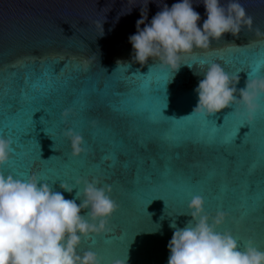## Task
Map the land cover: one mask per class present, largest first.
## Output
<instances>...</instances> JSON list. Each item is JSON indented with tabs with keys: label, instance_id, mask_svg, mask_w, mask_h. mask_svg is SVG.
Wrapping results in <instances>:
<instances>
[{
	"label": "water",
	"instance_id": "1",
	"mask_svg": "<svg viewBox=\"0 0 264 264\" xmlns=\"http://www.w3.org/2000/svg\"><path fill=\"white\" fill-rule=\"evenodd\" d=\"M177 2L180 0H0V75L7 77L15 72L23 76L34 67L44 66L57 72L52 120L41 123V117L51 119L41 109L33 114L34 129L22 137V141L34 139L41 159L33 167L28 151L16 145L11 129L22 127L23 121H0V135L11 137L16 149L13 159L0 166V170L24 178L39 174L53 191L73 199L83 184L69 193L60 187L63 180L49 179L56 174V162L63 163L66 158L70 165L68 172L81 169L83 165L85 169L75 175L89 181L96 177L100 180L99 186H110L108 194L119 205L109 220L111 231L84 238L79 249L97 252L103 264H111L112 260L127 254V264H167L170 255L167 245L174 232L169 224L175 220L178 227L185 226L191 216L178 213L188 211V202L194 195L204 198L206 213L214 216L217 211H224L228 214L217 231L228 229L241 246L251 239L257 248L264 250V222L258 218V213L243 217L245 209L240 191H233L238 188L242 175L234 172L235 161L225 165L219 148L185 142L182 147L173 149L158 139L165 132L176 137L191 135L194 125L208 129L214 123L210 120L219 127L225 116L237 109L232 105L210 115L194 113L198 102L195 89L208 64L218 63L219 58L228 66L225 71L239 76L237 89L245 87L253 63L252 53L264 42V0H239L246 13L253 17L252 29L243 27L238 36L225 33L206 50L194 48L182 57L178 70L161 65L156 58H149L144 65L133 62L129 36L136 33L137 21L144 17L145 23H149L165 4L171 7ZM191 2L200 14L198 26L202 27L207 18L203 0ZM220 2L226 6L229 0ZM245 51L248 59L245 69L239 71L238 63H227L241 57ZM220 64L224 67L222 62ZM139 71L142 74L149 71L147 79L160 85L154 90L158 98L149 104L153 119L172 121L173 127L167 123L150 124L144 115L136 114L131 102L126 112H114L109 104L117 103L116 98L93 91L97 85L103 88L117 77ZM252 75L264 76V72ZM82 90H87L83 98L88 102L83 112L78 103ZM259 102L262 107L255 114L252 130L250 125H243L247 115L242 106L225 118V127L233 132L243 125L236 143H241L250 131L247 135L258 145H264V96ZM64 109L71 110L66 119L61 116ZM68 127L84 136L83 147L90 149L87 155L71 156L70 142L63 136V130ZM97 128L110 130L126 146L127 155L121 159L126 158L128 165L118 164L107 176L87 170V166L99 161L102 155L103 141L93 138ZM139 140L144 141V148L140 147ZM176 153H179L178 159ZM239 157L246 169L252 155L242 150ZM166 166L173 170L169 177L173 181L195 177L203 183L183 189L168 183L145 188L144 177L158 178L164 174ZM212 173L215 174L210 176ZM259 175L257 170L256 176ZM221 183L228 186V191L219 199ZM69 184L75 185L71 176ZM76 202L79 204L81 200ZM88 211L82 209L81 215L87 217Z\"/></svg>",
	"mask_w": 264,
	"mask_h": 264
},
{
	"label": "clouds",
	"instance_id": "2",
	"mask_svg": "<svg viewBox=\"0 0 264 264\" xmlns=\"http://www.w3.org/2000/svg\"><path fill=\"white\" fill-rule=\"evenodd\" d=\"M203 4L207 18L202 27L191 0H180L171 7L165 4L149 23L144 17L138 20L136 33L129 36L133 62L144 65L149 58H156L161 65L178 70L182 57L194 48L206 50L225 33L238 36L243 27L252 29L253 17L239 0H229L226 6L220 0H203ZM238 82L239 76L225 71L221 64H208L195 89L198 102L193 112L210 115L232 105L237 109L242 106L247 121L253 122L262 107L259 101L264 96V76L249 74L241 89L236 87ZM70 112L64 109L61 116L66 119ZM63 136L70 142L71 156L86 152L81 133L68 127ZM13 143L11 137L0 135V166L13 159ZM80 184L83 188L75 197L66 199L39 174L24 178L0 170V264H103L97 252H81L80 245L84 238L111 231L109 220L119 205L108 194L110 186H99L96 177L91 181L80 177L75 185L63 182L60 187L71 193ZM204 203L202 196L194 195L188 211L178 213L191 216L185 226L170 222L174 232L167 245V264H264V250L251 239L241 246L230 230L217 231L228 214L206 213ZM82 209H89L87 217L81 215ZM127 260L128 254L111 264H127Z\"/></svg>",
	"mask_w": 264,
	"mask_h": 264
},
{
	"label": "snow or ice",
	"instance_id": "3",
	"mask_svg": "<svg viewBox=\"0 0 264 264\" xmlns=\"http://www.w3.org/2000/svg\"><path fill=\"white\" fill-rule=\"evenodd\" d=\"M253 63L250 66L251 71L248 73L257 74L258 72H264V42H260V48L258 51L252 53ZM223 63L224 69L228 70V66L223 58H219L217 61ZM238 63L240 70L245 69V65L248 64L247 52H243V55L239 58H233L230 63ZM203 63V61H201ZM238 71V72H239ZM149 73V71H148ZM147 74H142L140 71L135 72L132 75H126L124 77H117L110 83L106 84L103 88L97 85L93 91L97 95L110 94L116 98L117 103L109 104L112 111L117 113H124L128 110L129 102L133 103L134 111L138 115H144L150 124H163L167 123L172 126V121L166 119H153L152 113L149 108V104L158 97L154 95V90L160 85L152 80L147 79ZM236 74V73H233ZM57 72L48 68L47 66L40 68H32L30 71H26L23 76L15 72H11L7 77L0 75V121H23V125L20 128L11 129L13 136L16 138V145L20 148L28 151L31 156L35 167L36 162L41 159V154L34 147V139L22 141V137L28 132L32 131L35 127V121L33 120V114L43 109L50 117V120H45L41 117V123L44 121L52 120V113L55 111V104L52 99L57 84ZM87 94V90H82L81 98L78 101L80 105V111L83 112L88 107V102L83 97ZM235 109L234 111H236ZM233 111V112H234ZM229 113L227 116L231 115ZM164 116V115H163ZM225 116V118L227 117ZM166 117V116H164ZM224 123L219 127L214 122L208 129L201 126L194 125V132L191 135L184 137L171 136L167 132L160 136L158 139L161 143L170 146L173 149L182 147L185 142H192L203 145L205 147L219 148L222 152V159L227 165L229 162L235 161L234 172L242 173L240 178V184L237 189L233 191H240L241 203L245 209L243 217L249 215H257L258 218L264 222V145H258L247 132L241 143H236L237 135L243 125H250L251 130L253 122H245L236 132L225 127ZM93 138L102 140L101 152L99 161H94L87 166L88 171L101 172L105 176L114 170L118 164L123 163L126 167L128 161L125 158L122 161V157H126L127 151L124 141L116 138L110 130H102L97 128L93 132ZM141 148L146 145L143 140H139ZM246 151L252 155L251 162L244 169L243 163L240 160L239 153ZM16 152V149H15ZM90 149L86 148L85 154L87 155ZM176 158H179V153H176ZM68 160L64 158V162H56V174L49 176L52 181L63 180L69 184V177H72V181H76L81 177L74 173L85 169L81 166V169L72 170L68 172ZM259 170L260 175L256 176V172ZM172 168L166 166L164 174L158 178L152 176L144 177L145 188H152L161 183H168L175 185L178 188H185L192 185H201L202 180L195 177H181L176 181L169 179L172 175ZM67 173V174H66ZM215 173L210 174L213 175ZM228 191V186L225 183H221L219 186V194L217 198H222L223 194Z\"/></svg>",
	"mask_w": 264,
	"mask_h": 264
}]
</instances>
